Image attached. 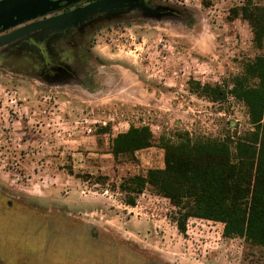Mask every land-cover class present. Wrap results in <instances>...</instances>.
Here are the masks:
<instances>
[{
    "label": "rangeland",
    "instance_id": "rangeland-1",
    "mask_svg": "<svg viewBox=\"0 0 264 264\" xmlns=\"http://www.w3.org/2000/svg\"><path fill=\"white\" fill-rule=\"evenodd\" d=\"M243 3L120 2L0 46V264H261L220 223L189 219L181 234L167 199L120 190L164 168L165 142L252 129L242 103L191 92L228 91L256 56L230 14ZM143 127L150 148L113 151Z\"/></svg>",
    "mask_w": 264,
    "mask_h": 264
},
{
    "label": "trees",
    "instance_id": "trees-1",
    "mask_svg": "<svg viewBox=\"0 0 264 264\" xmlns=\"http://www.w3.org/2000/svg\"><path fill=\"white\" fill-rule=\"evenodd\" d=\"M244 0L230 10L232 19L244 20L252 33L257 54L227 91L219 86L194 83L191 92L213 104L227 98L242 103L252 129L243 136L225 140L193 141L188 135L162 144L164 168L149 170L120 185L136 196L150 189L167 199L178 216L176 226L183 234L189 219H204L223 225L226 238H241L258 246L264 264V5ZM149 130L131 128L113 140V151L134 153L151 147ZM125 206L134 207L135 198Z\"/></svg>",
    "mask_w": 264,
    "mask_h": 264
},
{
    "label": "water",
    "instance_id": "water-1",
    "mask_svg": "<svg viewBox=\"0 0 264 264\" xmlns=\"http://www.w3.org/2000/svg\"><path fill=\"white\" fill-rule=\"evenodd\" d=\"M125 2L140 5L142 0H0V46L52 28L60 23L80 22L92 12ZM75 7L71 11L62 10Z\"/></svg>",
    "mask_w": 264,
    "mask_h": 264
},
{
    "label": "flooded vegetation",
    "instance_id": "flooded-vegetation-1",
    "mask_svg": "<svg viewBox=\"0 0 264 264\" xmlns=\"http://www.w3.org/2000/svg\"><path fill=\"white\" fill-rule=\"evenodd\" d=\"M84 5H86V3H82V4H80V5H77V6H74V7H71V8H69V9H65V10H62L60 13H64V12H67V11H71V10H73L75 7H82V6H84Z\"/></svg>",
    "mask_w": 264,
    "mask_h": 264
},
{
    "label": "built area",
    "instance_id": "built-area-1",
    "mask_svg": "<svg viewBox=\"0 0 264 264\" xmlns=\"http://www.w3.org/2000/svg\"><path fill=\"white\" fill-rule=\"evenodd\" d=\"M15 104V103H14Z\"/></svg>",
    "mask_w": 264,
    "mask_h": 264
}]
</instances>
